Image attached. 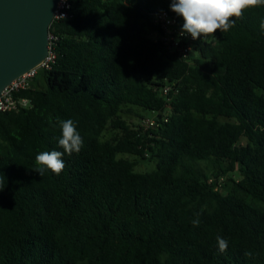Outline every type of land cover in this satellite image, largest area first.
Instances as JSON below:
<instances>
[{"label":"trees","instance_id":"trees-1","mask_svg":"<svg viewBox=\"0 0 264 264\" xmlns=\"http://www.w3.org/2000/svg\"><path fill=\"white\" fill-rule=\"evenodd\" d=\"M170 2L70 0L53 22L54 63L17 94L31 106L0 113V264H264V6L187 62L152 38ZM134 107L166 121L129 126ZM66 119L83 147L41 177Z\"/></svg>","mask_w":264,"mask_h":264},{"label":"clouds","instance_id":"clouds-1","mask_svg":"<svg viewBox=\"0 0 264 264\" xmlns=\"http://www.w3.org/2000/svg\"><path fill=\"white\" fill-rule=\"evenodd\" d=\"M261 6H264V0H171L170 2V10L183 18L179 35L190 34L194 40L200 37H215L217 31L228 32L234 26V18H240L249 9ZM259 28L264 33V19L260 21ZM58 126L61 130L58 144L63 151H42L35 156L37 167L33 170L41 177L45 171L60 175L65 168L63 156L79 153L83 147V137L72 119L59 120ZM194 215L195 218L191 223L193 227H198L200 213ZM216 241L219 252L225 253L228 249V241L220 235H217Z\"/></svg>","mask_w":264,"mask_h":264},{"label":"water","instance_id":"water-1","mask_svg":"<svg viewBox=\"0 0 264 264\" xmlns=\"http://www.w3.org/2000/svg\"><path fill=\"white\" fill-rule=\"evenodd\" d=\"M60 0H0V95L48 55V30Z\"/></svg>","mask_w":264,"mask_h":264},{"label":"built area","instance_id":"built-area-1","mask_svg":"<svg viewBox=\"0 0 264 264\" xmlns=\"http://www.w3.org/2000/svg\"><path fill=\"white\" fill-rule=\"evenodd\" d=\"M70 0H60L57 5V9L54 13L52 23L48 30V55L42 63H40L34 69L23 74L19 78L15 79L0 95V113L17 112L20 109H26L31 106L30 101L26 98L17 97V94L21 91L30 88L31 83L40 71H47L51 68L55 60V54L53 47L58 41V36L55 33V27H52L53 22H58L70 17ZM153 23L158 28L153 34L152 38L156 42H160L163 49L169 54H176L181 59L190 61V57L193 55L194 48L199 39H193L190 34L180 36V30L182 28V20L180 16L175 13L161 12L154 15ZM169 88L163 87L161 93L163 96L168 94ZM169 109V108H168ZM153 117L145 119L141 123V127L144 131L156 130L159 126L157 120L161 115L160 120L165 122L167 114H161L153 112ZM224 177L220 176L217 179V186L215 190L220 189L221 183L224 181Z\"/></svg>","mask_w":264,"mask_h":264},{"label":"rangeland","instance_id":"rangeland-1","mask_svg":"<svg viewBox=\"0 0 264 264\" xmlns=\"http://www.w3.org/2000/svg\"><path fill=\"white\" fill-rule=\"evenodd\" d=\"M41 78L39 77L37 83L38 86L43 85V81L40 80ZM151 113L144 112L143 110L139 108H132L130 111H124L122 114V117L127 121L129 126L133 125H141V123L145 120L148 119L149 117H153ZM116 135V131L112 130H107L104 134L102 139L107 140L110 139L112 136ZM154 169V163L151 162H146V161H140L138 166L136 167V171L138 172H146V171H151Z\"/></svg>","mask_w":264,"mask_h":264}]
</instances>
